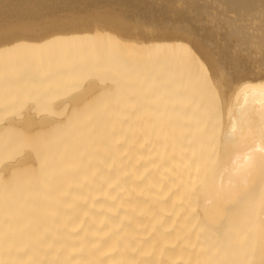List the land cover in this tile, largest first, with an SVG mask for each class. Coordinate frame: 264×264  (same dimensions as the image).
Listing matches in <instances>:
<instances>
[{
  "label": "bare ground",
  "instance_id": "6f19581e",
  "mask_svg": "<svg viewBox=\"0 0 264 264\" xmlns=\"http://www.w3.org/2000/svg\"><path fill=\"white\" fill-rule=\"evenodd\" d=\"M197 2L0 13V264H264V0Z\"/></svg>",
  "mask_w": 264,
  "mask_h": 264
},
{
  "label": "rangeland",
  "instance_id": "374dc122",
  "mask_svg": "<svg viewBox=\"0 0 264 264\" xmlns=\"http://www.w3.org/2000/svg\"><path fill=\"white\" fill-rule=\"evenodd\" d=\"M19 1H21V0H19ZM33 1H38V2H40L39 0H33ZM33 1H30V0L28 1V0H26V2L23 1L24 3H23V2L21 3V2H18V1H17L18 3H20L21 6H24L27 2H28L29 5L32 6V7H31V6H29L28 4H26V5L24 6V7L27 8V9H26V8H24V7H21L18 3H16V4L14 3V5H13L14 0H13L12 2H11V0H0V2L3 3V4H4V7H5V8H2L3 4L1 5V3H0V5H1V6H0V9H1V10L3 9L2 11L0 10V13H1V14L4 13L3 15L6 14L5 16H6V17L9 16L10 19H11V16H12V18H14V17H15V18H16V17L24 18V17H28L27 15H29V16L31 15L30 17H32L34 14H36V13L39 11L38 14H37V16H36V15H34V16H35L36 19L40 20V19H46L45 17L48 16V15L51 16V17L48 16L49 18H54V16H55V18L60 17V16L62 17L64 14H65V15L67 14L68 16H67V15H66V16L69 17V15H70L71 13H74V12H75V14L78 13L77 15H81V14H83V13L86 15L87 13H89V12L91 11V10H87V8H88V9H90V8L93 9V7L95 8V9H93V11H98V10L101 11V10H103L104 7H106V8H104L105 10H108L110 7H112V8H110L109 10H111V9L113 10L115 7H117V10L121 9V11H122V8H121V7H123V11L126 12V13H128V14H132V12L135 11L136 13H133V14H137V15H138L137 12H139V14L143 16L142 13H143V12L145 13V11H146V9H147V7H148V6H147L148 2H147V3H142V4H141V3H139V2H141V0H140V1H139V0H133V3H131L132 1H130V0H121L122 2L119 1V0H117L118 2H116V0H115V1L112 0V2H111V0H105V1H104V4H102V3H103V0H100V1H102V2H100V1L98 0L100 3H99V2L96 3L97 0H96V1H95V0H86V2H85V0H82V1L85 2V3H83L81 0H72V2H71V0H64V1L61 0L62 3H60V4H58L59 2H58L57 0H53V1H52V0H51V1H50V0H42V1L39 3V4H41V3L43 2L42 5H38L37 2H33ZM44 1H45V2H44ZM48 1H49V2H48ZM61 1H60V2H61ZM65 1H66V2H65ZM68 1H69V2H68ZM73 1L76 2V3H74ZM78 1H80L79 4H78V5L80 6V9L77 8V7H79V6H75V7H73L74 5L77 4ZM109 1H110V3H109ZM127 1H128V2H127ZM146 1H149V0H145V1L142 0V2H146ZM153 1H155V0H153ZM153 1L151 0V1L149 2V4H150L151 6L148 4V5L150 6V7H148V8H150V9H147L146 14H144L143 17L141 16V18L139 17L138 21H140V19L149 18V19H147V20H149V22L153 21V19L156 20V21L153 22V24H154L155 22H157V20H158V21L160 20V22H161V20L163 19V17H166V12H167V14H169V13H170V14L173 13L175 16H177V17H174V19H175V18H178V19H179V20H177L176 22H180V21H182V19H185V18H183V16H185V17H187V20H189V22L193 24L194 19H193L191 13L189 12V9L184 8V6H185L184 4H178V5L175 6V4H177V3H175V4H174L175 7H173V5L171 6L170 4H173L172 2H173L174 0H173V1L171 0V3H170V2L167 3V2L170 1V0L166 1L167 4L165 3V0H162L163 3H162L161 0H159V1H155L156 3H155V2L153 3ZM160 1H161V2H160ZM199 1H201V2H197L198 5L203 4L202 2H203L204 0H199ZM50 2H53V3L50 4ZM55 2H56V3H55ZM63 2H64V4H63ZM81 2H82V3H81ZM106 2H107V3H106ZM119 2H120V3H119ZM124 2H125V3H124ZM151 2H152V3H151ZM158 2H159V3H162V4H161V7H163V4H164L165 6L162 8L161 11L159 10V16H155V15H153V16L156 17V18H153V16H149V15L152 14V12H151L152 7L155 6V8H153V9H155L154 11H157L158 7H160L159 5H157V4H159ZM5 3H7V4H9V5L12 3L13 7L17 5L18 8L15 7L16 9H15V8H12V9H11V8H9V7L12 6V5L9 6V5L5 4ZM33 3H36V4H33ZM44 3H45V4H44ZM47 3H48V4H47ZM67 3L70 4V5H69L70 7H67V6H68V5H66ZM72 3H74V5H73ZM89 3H91L90 6H89ZM94 3H95V4H94ZM108 3H109V4H112V6L109 5ZM114 3H115V4L117 3V4H116L117 6H116ZM128 3H129V4H128ZM178 3H180V2H178ZM199 3H200V4H199ZM49 4H50V5H49ZM55 4H56V5H55ZM62 4H63L64 6H66V7H60V6H62ZM84 4H85V5H84ZM87 4H88V7H86ZM92 4H93V7H92ZM97 4L100 5V6H98ZM123 4H124V5H123ZM130 4H133V5H130ZM135 4H136V5H135ZM143 4H146V5H145V6H146V9H143V8H144V7H143ZM153 4H156L158 7H157L156 5L153 6ZM168 4L171 6L170 8L167 7ZM27 5H28L29 9H30V8L33 9V8H34V5H35V8L37 7L39 10H37V9L34 8L35 11L37 10V11L34 13L33 10L30 9V11H29V12L31 13V14H30V13L27 12V11L29 10L28 7H27ZM37 5H38V6H37ZM43 5L45 6V8H46L47 6H49L50 8L48 7V8H46V9H44V6H43ZM46 5H47V6H46ZM52 5H53V6H52ZM58 5H59V7H58ZM71 5H72V6H71ZM83 5H84V6H83ZM95 5H96V6H95ZM101 5H102V6H101ZM103 5H104V6H103ZM106 5H107V6H106ZM108 5H109V6H108ZM125 5H127V6H125ZM128 5H130V6H128ZM138 5H139V8L137 7ZM6 6H8V7H6ZM19 6L21 7V9L24 8V9H22L23 11L20 10ZM39 6H41V8H40ZM131 6H133V7H131ZM134 6H136V7L134 8ZM178 6H179L180 9H181V11H178V12H180V13H178V12L175 11V10H177V9H175L176 7H177L178 10H179V7H178ZM54 7H55V8H54ZM72 7H73V8H72ZM82 7H83V8H82ZM102 7H103V8H102ZM119 7H120V8H119ZM124 7H126V8L128 7V8L125 9ZM129 7H130L131 9H130ZM156 7H157V9H156ZM186 7H187V6H186ZM8 8H9L10 10H7ZM51 8H52V9L54 8V9L52 10ZM57 8H58V9H57ZM62 8H63V9H62ZM70 8H71V9H70ZM81 8H82V11H83V10H84V11L86 10V11H85V12L83 11V13H81V12H82V11H81ZM132 8H133V9H132ZM136 8H137V11H136ZM164 8H166V9H170V10H169V11L167 10V11L165 12ZM172 8H174L175 10L172 9ZM13 9L18 10V11L16 12V11L13 10ZM25 9L27 10L26 12H24ZM42 9H43V10H42ZM48 9H49V10H48ZM55 9H56V10H55ZM59 9H60V10H59ZM61 9H62V10H61ZM64 9H67V10H64ZM72 9H73V10H72ZM75 9H76V10H75ZM129 9H130V10H129ZM183 9H184V10H183ZM185 9H187L186 11H187V14H188V15H187L185 12H183V11H185ZM44 10H45L46 12H45ZM51 10H52V11H51ZM54 10H55V11H54ZM58 10H59V11H58ZM63 10H64V11H63ZM77 10H78V11H77ZM126 10H127V11H126ZM128 10H129V11H128ZM141 10H142V12H141ZM144 10H145V11H144ZM148 10H149V11H148ZM182 10H183V11H182ZM3 11H4V12H3ZM7 11H11V12H8V13H7ZM13 11H14L15 13H17V14L19 13L20 16H19V15H16ZM19 11H20V12H19ZM31 11L33 12V14H32ZM61 11H63V12H61ZM72 11H73V12H72ZM79 11H80V12H79ZM130 11H131V12H130ZM154 11H153V13H155V14L157 15L158 13H156V12H154ZM162 11H163L164 13H163ZM171 11H173V12H171ZM23 12H24V17H23V15H22ZM42 12H43V13H42ZM68 12H69V13H68ZM129 12H130V13H129ZM147 12H148V13H147ZM157 12H158V11H157ZM161 12H162V13H161ZM181 12H182V13H181ZM9 13H10V14H9ZM11 13H12V15H11ZM25 13H26V14L28 13V14L26 15ZM39 13L43 14V17H42V18H41L42 15L39 14ZM44 13L46 14L45 17H44ZM48 13H50V14H48ZM52 13H53V14H52ZM56 13H58V14H56ZM60 13H61V14H60ZM183 13H184V15H183ZM1 14H0V15H1ZM14 14H15V15H14ZM160 14H161V16H160ZM173 14H171V18H173V16H174ZM177 14H178V15L180 14V15H179L180 18L178 17ZM3 15L0 16V17H1L0 21H2V20L5 18ZM10 15H11V16H10ZM13 15H14V16H13ZM25 15H26V16H25ZM65 15H64L63 17H66ZM87 15H88V14H87ZM146 15H147V16H146ZM163 15H164V16H163ZM172 15H173V16H172ZM186 15H187V16H186ZM34 16H33V17H34ZM39 16H40V17H39ZM56 16H57V17H56ZM138 16H139V15H138ZM148 16H149V17H148ZM189 16L192 17L193 21H192L191 17H189ZM2 17H3V18H2ZM9 17H7V19H9ZM48 17H47V19H48ZM144 17H145V18H144ZM150 17L153 18V19H151ZM201 17H202V16H201ZM159 18H161V19H159ZM169 18H170V15H169V17L167 16L166 19H163L162 22H164V20H167V19H168V20H170V22H169V21H167V22L169 23V25H172L173 22H174L176 19L173 21V20H171V18H170V19H169ZM5 19H6V18H5ZM180 19H181V20H180ZM190 19H191V21H190ZM145 20H146V19H145ZM145 20H143V21H145ZM141 21H142V20H141ZM165 22H166V21H165ZM171 22H172V23H171ZM176 22H174V24H175ZM204 26H205V25H204ZM202 27H203V26H202ZM0 28H1V27H0ZM203 28H205L204 31H202V30H203V29H202L200 32H205L206 30H208V29H206V27H203ZM206 32H207L208 34H207V33H206V34L204 33L205 36H204V35H203V36H204L205 38H207V37L209 38V37H210L209 32H208V31H206ZM209 39H211V38H209ZM211 41H212V40H211Z\"/></svg>",
  "mask_w": 264,
  "mask_h": 264
}]
</instances>
